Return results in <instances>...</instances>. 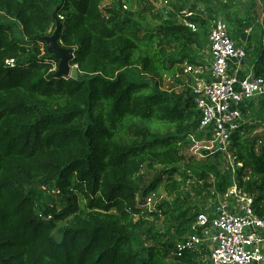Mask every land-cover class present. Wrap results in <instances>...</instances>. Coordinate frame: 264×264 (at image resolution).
<instances>
[{"label":"trees","instance_id":"obj_1","mask_svg":"<svg viewBox=\"0 0 264 264\" xmlns=\"http://www.w3.org/2000/svg\"><path fill=\"white\" fill-rule=\"evenodd\" d=\"M105 1L0 0V264L197 262L192 253L174 257L175 242L160 243L147 227L168 212L178 223L183 214L173 210H191L178 207L189 174L205 182L216 172L187 171L185 140L203 138L201 115L189 91L162 86L194 63L186 48L201 37L185 23L205 24L194 13L207 0H180L192 2L190 16L148 30L122 0ZM225 1L224 11L236 0ZM57 20L75 76L58 75L46 49ZM251 55L264 78V31ZM248 126L233 139L235 176L263 216L264 123ZM215 175L224 195L233 175ZM160 186L173 206L152 210L145 199Z\"/></svg>","mask_w":264,"mask_h":264},{"label":"built area","instance_id":"obj_2","mask_svg":"<svg viewBox=\"0 0 264 264\" xmlns=\"http://www.w3.org/2000/svg\"><path fill=\"white\" fill-rule=\"evenodd\" d=\"M257 2L264 7L262 0ZM185 25L193 32L199 30L195 24ZM208 44L212 62L207 74L201 65L185 64V75L196 83L194 102L201 115L199 130L203 135L197 143L211 155L228 158L232 184L224 195L213 193L214 204L196 215L194 230L199 234L178 243L173 256L182 258L208 246L209 264H264V215L257 214L255 197L239 187L235 174L242 165L231 151L234 137L249 124L245 110L264 97V78L255 75L253 56L238 44L224 17L213 21ZM247 60L252 66L246 64ZM13 64V60L8 62ZM183 80L179 72L174 78H165V82ZM156 198V193L149 195L146 206L152 209Z\"/></svg>","mask_w":264,"mask_h":264},{"label":"rangeland","instance_id":"obj_3","mask_svg":"<svg viewBox=\"0 0 264 264\" xmlns=\"http://www.w3.org/2000/svg\"><path fill=\"white\" fill-rule=\"evenodd\" d=\"M131 1L140 5L139 12L137 13L140 15L139 19H143V28L146 30H148V28L151 29L153 27L159 26L165 21L182 20L184 17L190 16V11L192 8L191 1L183 3L180 2V0H170L169 4L165 5L166 0H155V3H157L159 7L158 14L155 15V13L149 14L147 13L148 11L141 8L143 6L145 7L144 0H140V4L137 1L135 2V0ZM225 4V0H207V3H200L194 13V16L202 17L205 20V24H203L202 27H199L198 30V34L201 37L199 43L187 47L186 50L190 55V59L194 61L193 64L203 66L205 68L206 74L209 71L212 62L209 55L208 38L215 18L224 17L228 21L232 28V33L235 39H246V45L248 47L247 49L250 54L256 53L263 36L264 7H261L257 0H236L231 3L228 10L224 11ZM128 10H131L129 6ZM159 10L161 11L160 16ZM246 30H251V34H246ZM173 46L178 47L177 50L182 49L181 45L179 46L177 44H173ZM171 49L172 48H170V50ZM191 63L185 62L179 68V71H181V75H184V80L181 83L164 81L162 83L163 88L169 90L175 89V91L179 94L187 93L189 91V93L194 96L193 87L196 85V83L185 75L184 68L185 64ZM74 70L75 68H72V73L70 74V76H75L76 73L74 72ZM245 120L247 121V123H249L248 125L250 127L259 124V121H262L264 123V103L261 102L255 108L249 110L247 115L245 116ZM262 127L263 125L260 124L258 131H261ZM198 141H201V139L197 140L194 137H190L185 140L186 144L184 153L187 158H191L190 162L192 163L191 167L187 168V171L189 173L193 172L194 175H196L195 171L198 169L205 171V169L207 168H215L216 172L210 173L209 179L205 182L200 181L198 177H193L192 174H189L191 175V178L187 180L185 193L179 200L178 207H186V205H189L191 210L190 212L185 213L183 208L178 210L177 208H175L173 210V213L178 212L180 214H183V218H181L178 223L174 221V218L172 217L173 214L171 215L170 212H168L169 215L167 214V216L162 215L158 219H151V222L148 225L147 229L151 228L152 235L156 238L157 241L162 244L166 243V245H169L170 243L175 242V244L177 245L178 243L187 240L194 235H198L194 230L195 219L191 226H188V224L185 225V230L181 233H179L176 228L181 222L187 219H191L192 217L196 218V215L201 211L202 206H212L214 204V200L216 197L213 195V193L217 192V187L221 182L218 181L219 178H217V175L215 174H218L220 177H224L226 180L231 178V164L228 161V158L222 155L211 158L213 155H210V158L208 159L204 155L207 150H203V146L199 145V143H197ZM146 176L148 177L150 175ZM205 186L206 188H204ZM156 195V206L160 205L161 203L172 205L173 200L167 199L163 186H160L157 189ZM155 207H152V210ZM192 254L196 256V264H209L210 250L208 246H206L205 248H201L200 250Z\"/></svg>","mask_w":264,"mask_h":264},{"label":"water","instance_id":"obj_4","mask_svg":"<svg viewBox=\"0 0 264 264\" xmlns=\"http://www.w3.org/2000/svg\"><path fill=\"white\" fill-rule=\"evenodd\" d=\"M62 25L57 20L56 28L52 35L45 37L44 41L46 43L47 52L50 54L51 58L59 61L58 75L69 77L72 73V67H70V62L73 60L74 51L71 49H65L61 46L59 42V36L61 34ZM205 156H210L209 151L204 153Z\"/></svg>","mask_w":264,"mask_h":264},{"label":"crops","instance_id":"obj_5","mask_svg":"<svg viewBox=\"0 0 264 264\" xmlns=\"http://www.w3.org/2000/svg\"><path fill=\"white\" fill-rule=\"evenodd\" d=\"M136 1L140 4V0H135V2ZM113 2H114L113 0H106L105 3H104V7H108V6L113 5ZM122 3H123L124 7L128 8V6H129L131 8V11L139 12L140 5H138L136 3H133L131 0H122ZM144 5H145V7L143 6L141 8L146 10V11H148L147 13H149V14L150 13L151 14L155 13V15L158 14L159 7H158L157 3H155V0H144ZM154 6H155V8H154ZM147 13H145V14H147ZM145 14H143V15H145ZM160 14H161V11L159 10V16H160ZM163 14H165V13H163ZM237 42H238L239 45H242V46H245L246 48H248L247 45H246V42H247L246 39L243 40V38H242L240 40H237ZM249 49H250V47H249ZM250 63H251L250 60L246 61V64L249 65V66L251 65ZM252 65H253V63H252ZM210 207H211L210 205L209 206H202L201 211L204 208H210Z\"/></svg>","mask_w":264,"mask_h":264}]
</instances>
